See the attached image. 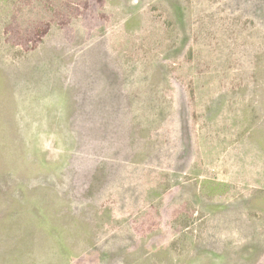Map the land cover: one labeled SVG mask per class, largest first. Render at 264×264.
Returning <instances> with one entry per match:
<instances>
[{
	"label": "rangeland",
	"instance_id": "374dc122",
	"mask_svg": "<svg viewBox=\"0 0 264 264\" xmlns=\"http://www.w3.org/2000/svg\"><path fill=\"white\" fill-rule=\"evenodd\" d=\"M0 264H264V0H0Z\"/></svg>",
	"mask_w": 264,
	"mask_h": 264
}]
</instances>
